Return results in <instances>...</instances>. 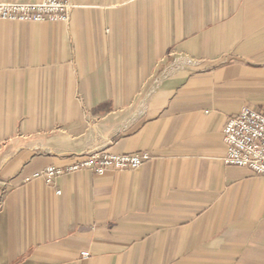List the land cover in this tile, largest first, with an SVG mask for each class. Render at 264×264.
<instances>
[{
    "label": "crops",
    "instance_id": "obj_1",
    "mask_svg": "<svg viewBox=\"0 0 264 264\" xmlns=\"http://www.w3.org/2000/svg\"><path fill=\"white\" fill-rule=\"evenodd\" d=\"M72 2L0 18V264H264V176L223 162L264 111V0ZM93 150L152 158L46 181Z\"/></svg>",
    "mask_w": 264,
    "mask_h": 264
},
{
    "label": "built area",
    "instance_id": "obj_2",
    "mask_svg": "<svg viewBox=\"0 0 264 264\" xmlns=\"http://www.w3.org/2000/svg\"><path fill=\"white\" fill-rule=\"evenodd\" d=\"M75 7L77 5L72 0L0 2V18L15 22H68ZM224 142L225 165L248 167L264 176V111L244 106L239 114L228 119L224 127ZM82 157L81 161L65 167H48L43 172L46 181L52 184L63 173L83 169L98 175H104L111 169H135L150 160L152 155L147 151L118 154L93 150ZM58 193L61 191L58 190Z\"/></svg>",
    "mask_w": 264,
    "mask_h": 264
}]
</instances>
